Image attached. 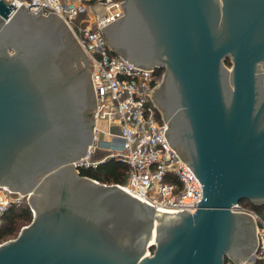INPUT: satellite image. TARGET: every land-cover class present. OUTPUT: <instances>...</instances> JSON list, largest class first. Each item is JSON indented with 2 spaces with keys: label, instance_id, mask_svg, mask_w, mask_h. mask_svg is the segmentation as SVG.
Masks as SVG:
<instances>
[{
  "label": "water",
  "instance_id": "water-1",
  "mask_svg": "<svg viewBox=\"0 0 264 264\" xmlns=\"http://www.w3.org/2000/svg\"><path fill=\"white\" fill-rule=\"evenodd\" d=\"M121 4L101 29L128 61L166 69L168 98L155 99L160 84L151 94L203 184L197 210L160 211L80 173L95 128L92 63L56 13L12 14L0 0V186L28 194L33 211L0 243V264L241 263L257 246L254 217L234 207L264 204V0Z\"/></svg>",
  "mask_w": 264,
  "mask_h": 264
},
{
  "label": "built area",
  "instance_id": "built-area-1",
  "mask_svg": "<svg viewBox=\"0 0 264 264\" xmlns=\"http://www.w3.org/2000/svg\"><path fill=\"white\" fill-rule=\"evenodd\" d=\"M14 9L23 5L32 14L56 13L73 29L92 63V84L96 96L93 142L86 156L76 160L78 169L97 166L116 158L126 166L128 178L120 184L130 194L160 211L194 213L203 194V184L190 166L171 147L164 134L163 112L152 98V90L162 82L155 67L133 64L113 50L101 29L125 14V0H5ZM106 122L107 128L101 126ZM110 136L103 139L100 135ZM121 139L119 143L117 139ZM98 150L105 154L92 159ZM101 158V159H100ZM28 194L0 186V225L12 205ZM250 213L256 222L257 246L241 263L264 261V223L241 203L234 207Z\"/></svg>",
  "mask_w": 264,
  "mask_h": 264
},
{
  "label": "trees",
  "instance_id": "trees-1",
  "mask_svg": "<svg viewBox=\"0 0 264 264\" xmlns=\"http://www.w3.org/2000/svg\"><path fill=\"white\" fill-rule=\"evenodd\" d=\"M155 72L161 75L164 69L159 67ZM101 152L102 155L105 154L104 151ZM79 170L82 175L90 176L106 183L125 184L128 178L125 164L116 158H109L100 162L97 166L81 167ZM241 204L251 208L264 219V204H256L248 198L241 200ZM32 218L33 211L28 201L24 204L12 205L3 215V222L0 225V243L16 237L21 228L29 224ZM226 264L235 263L226 256Z\"/></svg>",
  "mask_w": 264,
  "mask_h": 264
},
{
  "label": "rangeland",
  "instance_id": "rangeland-1",
  "mask_svg": "<svg viewBox=\"0 0 264 264\" xmlns=\"http://www.w3.org/2000/svg\"><path fill=\"white\" fill-rule=\"evenodd\" d=\"M222 61H223V64H225V66L229 69L227 72H230L231 71V69H232V67H234V62H233V59H232V54L230 53L229 54V56L228 57H226V59H222ZM260 70L262 71V72H264V64H262V65H260ZM101 126L103 127V128H107V126H106V122L105 121H101ZM100 137H103V139H108L109 140V138H110V136H108V135H105V134H101L100 135ZM117 141L119 142V143H121L122 142V140L121 139H117ZM105 152V151H104ZM94 156L92 157V159H96L97 157H101L102 156V152H101V150H98L97 152H95L94 154H93ZM101 159V158H100ZM26 201H28V203H29V199H27V197H25L24 198V200H23V204L24 203H26ZM248 211H250V212H252V213H254V214H256L257 215V217H259L258 219V222L259 223H264V219L261 217V215H259L258 213H256L254 210H252L251 208H249V207H246V206H244ZM15 238V237H14ZM10 239V238H9ZM8 239V240H9ZM152 252H153V250H154V247L153 248H151L150 249ZM230 260L233 262V263H235L236 264V261L234 260V259H232V258H230ZM264 261H259V262H256V263H254V264H264L263 263Z\"/></svg>",
  "mask_w": 264,
  "mask_h": 264
},
{
  "label": "flooded vegetation",
  "instance_id": "flooded-vegetation-1",
  "mask_svg": "<svg viewBox=\"0 0 264 264\" xmlns=\"http://www.w3.org/2000/svg\"><path fill=\"white\" fill-rule=\"evenodd\" d=\"M123 19V18H122ZM121 19V20H122ZM115 27H112L111 29L113 30ZM157 69V68H156ZM164 69V72H163V75H164V73L166 72V69L165 68H163ZM162 81H163V79H162ZM166 97L168 98V93H167V91L164 89V85H162V84H160L158 87H157V89H156V91H155V99L157 98V100H159V101H161L160 99H166ZM169 123V122H168ZM168 134H169V138H170V140H171V136H170V130L168 131Z\"/></svg>",
  "mask_w": 264,
  "mask_h": 264
},
{
  "label": "bare ground",
  "instance_id": "bare-ground-1",
  "mask_svg": "<svg viewBox=\"0 0 264 264\" xmlns=\"http://www.w3.org/2000/svg\"><path fill=\"white\" fill-rule=\"evenodd\" d=\"M152 241L154 242L155 240L153 239Z\"/></svg>",
  "mask_w": 264,
  "mask_h": 264
}]
</instances>
